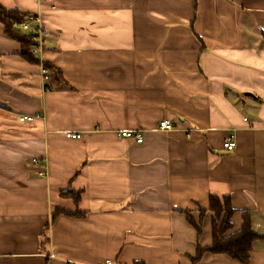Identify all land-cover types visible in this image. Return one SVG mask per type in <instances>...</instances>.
<instances>
[{
	"label": "crops",
	"instance_id": "crops-1",
	"mask_svg": "<svg viewBox=\"0 0 264 264\" xmlns=\"http://www.w3.org/2000/svg\"><path fill=\"white\" fill-rule=\"evenodd\" d=\"M0 5L43 41L31 62L0 24V264H243L208 251L210 196L264 264V0Z\"/></svg>",
	"mask_w": 264,
	"mask_h": 264
},
{
	"label": "trees",
	"instance_id": "trees-1",
	"mask_svg": "<svg viewBox=\"0 0 264 264\" xmlns=\"http://www.w3.org/2000/svg\"><path fill=\"white\" fill-rule=\"evenodd\" d=\"M30 16L17 11H10L5 9L3 6L0 5V24L4 26L6 29V33L8 36L14 38L17 42L22 44V52L21 55L24 56L27 60L33 62L37 59L32 55L33 54V45L34 42L32 41V35L26 36L20 34L15 31L17 25H20L26 21ZM36 59V60H35ZM46 68H49L46 66ZM50 69V68H49ZM57 73V72H56ZM73 191H68L62 196L66 195H74ZM76 201H79V197L76 194L75 197ZM214 213L213 219V244L208 251H212L217 254H227L232 257L234 260H237L239 263H247L249 261V253L252 247V244L257 239L261 238L253 229L251 225V221L249 220V216L245 215L243 218V225L241 230L233 234L225 240H221V235L224 234L226 231L232 228L233 224L231 222V218L236 212L233 207H231L230 199L228 197H223L220 199L216 196H210L209 198V207ZM204 211L202 210L203 215ZM221 220L222 224L220 225L219 221ZM198 227V233L200 232V227Z\"/></svg>",
	"mask_w": 264,
	"mask_h": 264
},
{
	"label": "built area",
	"instance_id": "built-area-1",
	"mask_svg": "<svg viewBox=\"0 0 264 264\" xmlns=\"http://www.w3.org/2000/svg\"><path fill=\"white\" fill-rule=\"evenodd\" d=\"M32 21L37 22L38 19L34 15H31L28 18V21L20 24L19 26L23 27L25 30H28V29H30L29 26H30ZM36 30H35L36 32H33V34H32V41L34 42L32 51H33L34 55L39 56L41 54V51H42L43 41L40 37V35H41L40 28L38 27ZM41 75L43 77V80H47L48 76L50 75V70H47L45 67H43L42 63H41ZM35 118H36V116H24V115H22L19 117V122H33L35 120ZM158 128L161 131H172L174 129V124L172 122H170L169 120L164 119L162 122H160V125ZM116 135H117V138H119V139H121V138L122 139H133L138 143L143 142V138H142L140 131L121 130V131H118L116 133ZM81 136H82V132L66 134V137L71 138V139H78V138H81ZM223 146L226 150H228L230 152L234 151V149L236 148V144L232 140V138H228L224 142ZM31 163L33 165L39 164V160L37 158L32 159ZM45 172L43 171V173H41V174L45 175ZM99 264H114V262L111 259V260H104V261L100 262Z\"/></svg>",
	"mask_w": 264,
	"mask_h": 264
},
{
	"label": "rangeland",
	"instance_id": "rangeland-1",
	"mask_svg": "<svg viewBox=\"0 0 264 264\" xmlns=\"http://www.w3.org/2000/svg\"><path fill=\"white\" fill-rule=\"evenodd\" d=\"M220 222V221H219ZM222 224V222H220V225Z\"/></svg>",
	"mask_w": 264,
	"mask_h": 264
}]
</instances>
